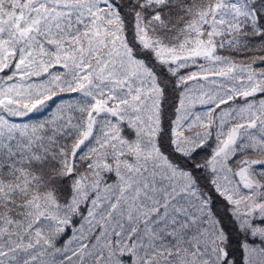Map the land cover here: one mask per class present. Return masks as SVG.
Returning a JSON list of instances; mask_svg holds the SVG:
<instances>
[{
  "label": "snow or ice",
  "instance_id": "6c2138e0",
  "mask_svg": "<svg viewBox=\"0 0 264 264\" xmlns=\"http://www.w3.org/2000/svg\"><path fill=\"white\" fill-rule=\"evenodd\" d=\"M0 264H264V0H0Z\"/></svg>",
  "mask_w": 264,
  "mask_h": 264
}]
</instances>
